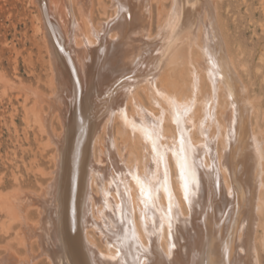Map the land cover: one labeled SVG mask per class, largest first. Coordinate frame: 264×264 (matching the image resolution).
<instances>
[{"label": "bare ground", "instance_id": "1", "mask_svg": "<svg viewBox=\"0 0 264 264\" xmlns=\"http://www.w3.org/2000/svg\"><path fill=\"white\" fill-rule=\"evenodd\" d=\"M50 1L66 48L38 0L51 93L0 73L53 160L38 167L50 176L39 190L0 189L20 247L8 244L0 264H186L208 233L202 264H262L261 106L229 52L218 0H159L155 34L152 0H113L111 15L102 4L100 30L94 0ZM112 47L125 73L93 98L99 49Z\"/></svg>", "mask_w": 264, "mask_h": 264}, {"label": "rangeland", "instance_id": "2", "mask_svg": "<svg viewBox=\"0 0 264 264\" xmlns=\"http://www.w3.org/2000/svg\"><path fill=\"white\" fill-rule=\"evenodd\" d=\"M37 1L38 0H0V73L18 82H24L39 87L45 90V92L47 91V93H49V91L51 93L47 82L49 64L43 34L41 30L36 31L35 29L37 25V18L35 15H39ZM43 1L44 0H39V2ZM112 1L113 0H94L96 4L94 10L97 13L96 14L94 11V16L96 18L99 17L97 19L94 17V19L95 25L99 30L103 28L100 21L108 17L107 14L105 15L107 16L106 18L104 14H102L104 10L102 9V4H106L111 8L109 4L112 3ZM152 1L154 20L152 19L151 23L153 24V28H151V26L149 27L151 28V32L153 31L152 33H154L155 30H157V20H160L161 13L158 7L159 0ZM50 2V0H45L42 3L44 17L47 20L48 26L51 29L53 28L52 31L56 33L55 35L59 41L58 44L60 43L58 46L65 53V43L62 42L63 38L61 34H59L61 33L59 26L54 18L48 15ZM169 3L171 5L170 0L166 3V5L168 4L167 7ZM218 4L222 33L225 36L224 39L227 40L226 44L230 50L229 52H232V55L236 56V62L239 68H242L240 71L242 70V78L249 87V94L258 99L259 105L261 106L258 122L264 125V118L262 116V112H264V0H218ZM100 6L101 8L99 9ZM108 7V12L113 10L112 8L108 9ZM103 50L105 49H99L91 79V96L93 98H95L100 91L98 87L99 83L106 84L116 76L125 73L123 72L124 67H122V52L120 54L119 47ZM67 55L66 53V59L70 62V58ZM107 60L111 61L109 62ZM69 66L75 81L79 85L80 76H78L71 62ZM60 83L62 86V80H60ZM118 86L119 85L116 87ZM3 88V81L0 80V189L6 185L8 186L7 189L21 186L23 188L39 190L41 181L47 183L50 176H43L41 172L38 171V167L39 165L46 168L53 166V160L50 156L52 148L48 147L43 153L39 150V147L43 144V142L41 144L40 141H44V137L46 139V134H40L37 123H35L33 118L34 113L31 111V124L27 125L25 111L21 105L23 97L21 96L22 93L20 90L9 88L6 90V93H3ZM19 93L20 95H18ZM113 95H115V93ZM109 96H111V93ZM33 99L34 97L32 96L27 102L28 107H32L34 102ZM112 99L113 97H111V100ZM255 115L253 116V120H257L255 119ZM41 135L43 137L42 139H40ZM41 154H43V156ZM80 162L81 161H79V164ZM15 176L18 177L17 180ZM33 219H36V214H34ZM7 220L8 217L6 213L0 210V256L6 251V246L8 244L20 250L15 229L6 228ZM196 226L199 225L196 224ZM209 238L210 234L208 233V235L202 239L200 249L190 258V261H186L187 263L202 264L203 254L207 249ZM219 240V238L216 239L218 242L216 243L218 245L220 243L221 245L222 240ZM218 245L217 250L220 248V245ZM262 256V264H264V254ZM48 263L49 261L44 258L39 264Z\"/></svg>", "mask_w": 264, "mask_h": 264}, {"label": "snow or ice", "instance_id": "3", "mask_svg": "<svg viewBox=\"0 0 264 264\" xmlns=\"http://www.w3.org/2000/svg\"><path fill=\"white\" fill-rule=\"evenodd\" d=\"M181 172H182V174H183V166H182V168H181ZM185 187H187V185H185Z\"/></svg>", "mask_w": 264, "mask_h": 264}]
</instances>
